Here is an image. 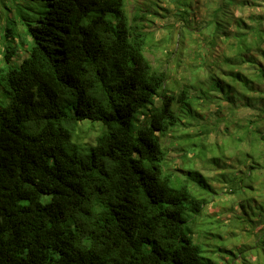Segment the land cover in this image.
Wrapping results in <instances>:
<instances>
[{
  "label": "trees",
  "instance_id": "1",
  "mask_svg": "<svg viewBox=\"0 0 264 264\" xmlns=\"http://www.w3.org/2000/svg\"><path fill=\"white\" fill-rule=\"evenodd\" d=\"M126 1L48 0L34 18L0 0V264H210L194 241L207 201L169 170L161 142L197 85L169 87ZM211 15L199 67L212 102L234 101L230 116L211 113L238 134L220 151L235 148L231 193L264 243V0H220ZM86 120L103 124L94 143L77 134ZM197 171L184 174L209 187Z\"/></svg>",
  "mask_w": 264,
  "mask_h": 264
},
{
  "label": "rangeland",
  "instance_id": "2",
  "mask_svg": "<svg viewBox=\"0 0 264 264\" xmlns=\"http://www.w3.org/2000/svg\"><path fill=\"white\" fill-rule=\"evenodd\" d=\"M14 1L7 3L9 15L17 16L18 11H22L34 18L46 10L48 3V0ZM219 4L220 0H127L126 9L132 25L147 33L144 53L153 67L168 72L169 87L175 88L178 84L181 90L189 83L197 85L190 86L189 95L182 104H174L177 122L166 136L161 137V142L166 149L169 170L180 176L194 195L207 201L194 230V241L202 248L201 256L210 264H264V243H258L261 226L253 230L245 228L247 216L238 205L241 196L231 193L233 183L229 182V176L233 162L227 159L230 158L227 155L235 152V148L229 146L220 151L238 136L232 130V134L228 132V119L221 120L232 114L234 101L222 99L218 102L219 107L212 102L210 87L206 83L208 72L206 69L201 72L199 67L201 60L209 59L201 36H208L209 26L205 25L212 17L213 6ZM1 6V13L6 16L8 9L3 4ZM0 63H3L1 56ZM6 102L0 86V104ZM217 108L219 119L211 113ZM251 114L252 110L245 107L239 113L241 117ZM143 116H136L135 127L144 120ZM102 128L101 121L86 120L79 122L77 134L83 143H94ZM225 162L226 166L222 167ZM189 169L208 177L210 186L204 188L195 177L188 178L184 173ZM223 172L225 176H222ZM257 174L264 176V171L258 170ZM251 184L250 179L245 183L242 196L248 198L251 195ZM247 210L251 212L248 206ZM258 250L262 252L260 259Z\"/></svg>",
  "mask_w": 264,
  "mask_h": 264
}]
</instances>
